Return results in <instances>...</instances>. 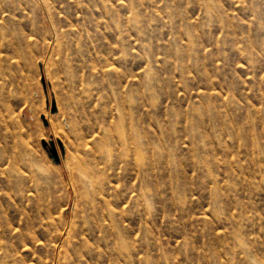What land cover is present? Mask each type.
Here are the masks:
<instances>
[{"label": "rangeland", "instance_id": "rangeland-1", "mask_svg": "<svg viewBox=\"0 0 264 264\" xmlns=\"http://www.w3.org/2000/svg\"><path fill=\"white\" fill-rule=\"evenodd\" d=\"M0 264H264V0H0Z\"/></svg>", "mask_w": 264, "mask_h": 264}, {"label": "water", "instance_id": "water-1", "mask_svg": "<svg viewBox=\"0 0 264 264\" xmlns=\"http://www.w3.org/2000/svg\"><path fill=\"white\" fill-rule=\"evenodd\" d=\"M52 152H53V155H51V157H53L54 162H55V163H59V162H60V159H59V157H58L57 152H56L54 149L52 150Z\"/></svg>", "mask_w": 264, "mask_h": 264}]
</instances>
